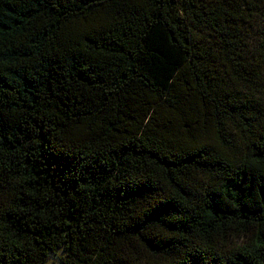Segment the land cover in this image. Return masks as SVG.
<instances>
[{"label": "trees", "instance_id": "1", "mask_svg": "<svg viewBox=\"0 0 264 264\" xmlns=\"http://www.w3.org/2000/svg\"><path fill=\"white\" fill-rule=\"evenodd\" d=\"M50 256L264 264V0H0V264Z\"/></svg>", "mask_w": 264, "mask_h": 264}, {"label": "rangeland", "instance_id": "2", "mask_svg": "<svg viewBox=\"0 0 264 264\" xmlns=\"http://www.w3.org/2000/svg\"><path fill=\"white\" fill-rule=\"evenodd\" d=\"M59 254V253H58ZM44 264H60L59 260L54 256H50Z\"/></svg>", "mask_w": 264, "mask_h": 264}]
</instances>
